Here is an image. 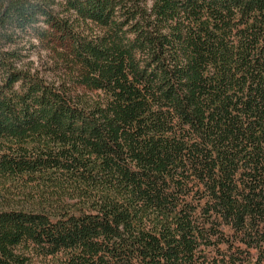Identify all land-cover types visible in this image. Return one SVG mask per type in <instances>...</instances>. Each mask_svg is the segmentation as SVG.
Segmentation results:
<instances>
[{"label": "trees", "instance_id": "obj_1", "mask_svg": "<svg viewBox=\"0 0 264 264\" xmlns=\"http://www.w3.org/2000/svg\"><path fill=\"white\" fill-rule=\"evenodd\" d=\"M38 260L264 264V0H0V264Z\"/></svg>", "mask_w": 264, "mask_h": 264}, {"label": "rangeland", "instance_id": "obj_2", "mask_svg": "<svg viewBox=\"0 0 264 264\" xmlns=\"http://www.w3.org/2000/svg\"><path fill=\"white\" fill-rule=\"evenodd\" d=\"M23 55L22 64L37 71L49 81L59 82L68 79L69 71L66 68L62 56L63 49L60 46L44 44L39 40L25 38L14 45ZM36 264H46L38 260Z\"/></svg>", "mask_w": 264, "mask_h": 264}]
</instances>
